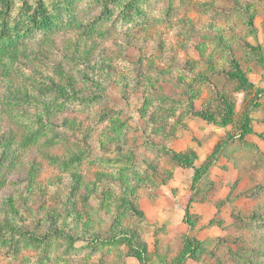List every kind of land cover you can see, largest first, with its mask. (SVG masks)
I'll return each mask as SVG.
<instances>
[{
	"label": "rangeland",
	"instance_id": "rangeland-1",
	"mask_svg": "<svg viewBox=\"0 0 264 264\" xmlns=\"http://www.w3.org/2000/svg\"><path fill=\"white\" fill-rule=\"evenodd\" d=\"M72 4L70 12L61 9L64 26L27 37L16 63L0 69V227L67 235L74 248L58 243L42 262L35 247L13 253L0 246V264H144L136 242L147 244V264H177L187 235L203 241L204 253L182 264H240L230 249L264 264V220H249L264 217V0H142L141 13L125 19L115 11L106 38H83L66 26L69 14L88 21L102 12L96 0ZM233 58L254 88L229 77ZM33 78L71 95L104 98L68 104L47 123L64 140L27 151L15 137L18 117L33 120L41 109L9 110L5 99L26 90L35 96ZM224 99L236 104L227 127L191 111L220 118ZM247 115L257 134L241 141ZM162 146L195 153L196 165L207 167L196 189L194 169L178 165ZM73 152L85 156L69 171L45 156L68 160ZM193 196L191 231L185 215ZM102 241L114 244L91 245Z\"/></svg>",
	"mask_w": 264,
	"mask_h": 264
},
{
	"label": "trees",
	"instance_id": "trees-1",
	"mask_svg": "<svg viewBox=\"0 0 264 264\" xmlns=\"http://www.w3.org/2000/svg\"><path fill=\"white\" fill-rule=\"evenodd\" d=\"M76 0H0V69L7 72L18 60L21 51V44L27 37H32L37 33H43L44 36H50L61 26H64L61 17V9L71 11L72 3ZM102 6L100 15L92 20H76L74 16L69 14L66 26H70L78 31L83 38H91L93 36L106 38L111 34L112 26L106 27L108 19L118 9L123 18L131 17L133 14L141 13L142 0H96ZM252 30L256 32L253 21L249 22ZM232 71L229 77L244 89L254 88V83L250 80L247 72L242 68L238 60H231ZM44 80V79H43ZM33 88L36 91L35 96H31L29 91L24 94H13L9 92L5 104L9 110H15L22 106L38 107L41 109L40 114L33 120L27 119V115L18 117V123L21 124L18 134H15L17 140H20V146L24 150H31L34 147L51 146L57 142L63 141V135L55 131L48 123V120L57 113L66 112L68 104L92 105L102 101V94L90 95H71L63 87H58L53 82L38 81L33 78ZM260 91V90H258ZM194 115L199 116L210 123H215L223 127H227L234 122L236 113V104L234 101L224 99V108L221 117L218 118L213 112L206 110H196L191 108ZM122 112V111H121ZM109 112H105L102 116H106ZM115 113V112H111ZM25 118V119H23ZM126 124V123H124ZM257 134L253 127L252 118L247 115L240 125V133L238 138L246 141L248 135ZM264 139V137H263ZM164 153L168 154L178 165L193 168L194 177L192 188L196 189L199 182L203 179L207 167H198L196 165L197 155L192 152L181 153L170 147L162 146L160 148ZM50 164L58 167L61 171H69L83 162L84 154L71 153L70 159L62 160L58 156L45 154ZM101 162H113L112 159H103ZM198 192V189H197ZM195 196L192 197L187 207L185 221L193 231L197 224L196 215L190 210ZM129 210L136 216L144 218L143 211L136 208L134 204L126 205ZM251 222L264 220V217L251 216ZM214 223V222H213ZM211 223V224H213ZM59 234H49L38 236L27 230L11 226L8 229L0 227V246L7 251L18 253L24 246L35 247L41 251L39 259L41 261H49L54 251L55 245L58 243H66V251L74 248L75 240L65 235V237L57 236ZM128 242H133L132 240ZM101 244L112 246L113 241H102L101 243H92L93 248H98ZM90 245V246H91ZM148 247L144 242H139L134 246V254L136 258L144 264H147ZM204 253V243L193 235H187L184 240V248L177 258V264H182L189 258L196 259ZM232 257L240 264H251L238 251L230 249Z\"/></svg>",
	"mask_w": 264,
	"mask_h": 264
}]
</instances>
